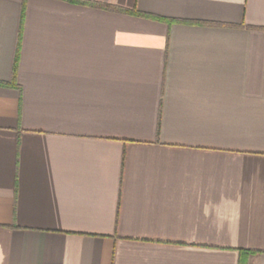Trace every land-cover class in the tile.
Segmentation results:
<instances>
[{
	"label": "crops",
	"instance_id": "obj_1",
	"mask_svg": "<svg viewBox=\"0 0 264 264\" xmlns=\"http://www.w3.org/2000/svg\"><path fill=\"white\" fill-rule=\"evenodd\" d=\"M241 262L264 0H0V264Z\"/></svg>",
	"mask_w": 264,
	"mask_h": 264
},
{
	"label": "trees",
	"instance_id": "obj_2",
	"mask_svg": "<svg viewBox=\"0 0 264 264\" xmlns=\"http://www.w3.org/2000/svg\"><path fill=\"white\" fill-rule=\"evenodd\" d=\"M104 8L106 9H111V10H118V11H123V12H126V13H130L129 11H126V10H122V9H118L116 7H113V6H104ZM134 14H137V15H142L140 13H137V12H134ZM16 68H17V57H16V61H15V64H14V75H15V72H16ZM240 264H245V262H241Z\"/></svg>",
	"mask_w": 264,
	"mask_h": 264
}]
</instances>
